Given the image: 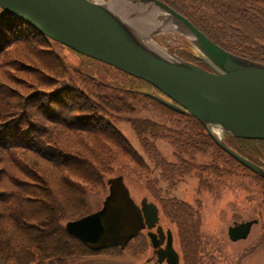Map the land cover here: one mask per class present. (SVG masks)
Instances as JSON below:
<instances>
[{"label": "trees", "instance_id": "16d2710c", "mask_svg": "<svg viewBox=\"0 0 264 264\" xmlns=\"http://www.w3.org/2000/svg\"><path fill=\"white\" fill-rule=\"evenodd\" d=\"M162 1L226 51L264 62V0ZM180 49L182 57L195 59ZM152 88L52 40L0 6V264H71L122 253L115 246L93 251L65 229L67 221L91 212L93 196L108 191V175L137 182L160 215L170 217L181 264L224 263L222 240L200 231L199 200L188 203L170 193L196 175V199L201 191L228 187L247 193L257 211L264 203V177L220 148L192 115L153 97ZM137 110L153 117L125 116ZM119 120L129 122L140 150L115 125ZM158 140L170 146L171 159ZM224 140L264 168V139Z\"/></svg>", "mask_w": 264, "mask_h": 264}, {"label": "water", "instance_id": "95a60500", "mask_svg": "<svg viewBox=\"0 0 264 264\" xmlns=\"http://www.w3.org/2000/svg\"><path fill=\"white\" fill-rule=\"evenodd\" d=\"M112 1L0 0V6L65 47L150 83L153 97L172 110L192 115L220 148L264 177L261 165L238 154L224 140V136L264 139V62L226 51L162 0H132L160 9L164 18L158 28L171 21L173 30L185 35L205 67L175 53H163L147 40L148 33L158 28L140 34L112 8ZM122 178L107 180L108 193L99 209L65 223L66 231L93 251L111 246L122 249L143 227L136 221L158 217L157 204H136ZM256 222L255 218L233 222L227 227L229 239L247 238ZM116 224L121 234L103 239ZM177 259L175 251L174 264Z\"/></svg>", "mask_w": 264, "mask_h": 264}, {"label": "rangeland", "instance_id": "374dc122", "mask_svg": "<svg viewBox=\"0 0 264 264\" xmlns=\"http://www.w3.org/2000/svg\"><path fill=\"white\" fill-rule=\"evenodd\" d=\"M96 1L105 3L111 2L112 0ZM118 2L119 4L112 5V8L115 9L118 14H120L121 18L123 16L122 19H124V21H126L129 25L136 29L140 34L141 32L143 33V31H140L139 29V27H142L141 24L132 23L131 19L134 17H126L124 14H121L119 12L123 11V9L127 7V2H132V0H118ZM147 9L153 10L152 14H155L157 20H160L161 22L163 21L162 19L164 18V15L160 9L153 8L151 6H148ZM148 12L150 13V11ZM145 16L146 15H144V17ZM167 21L168 22H165V25L166 23H168L167 27H160L154 33H148V42L157 50H161L163 53H175L182 59H186L179 53L181 52L182 54H184L182 49H180V47H182L183 45L189 50L188 52H190L191 54L195 53V59L192 60L191 58H189V61L205 67V65L202 64V62L197 58L196 55H199V53H197L195 48L189 42H187L188 45L185 44V42L187 41L185 35L181 34L179 31H174L171 21ZM178 49L179 51H177ZM62 53L70 61H77L71 50L63 49ZM125 116L137 118H139V116H146L149 118L153 117L151 112L144 110H137L131 113L127 112ZM115 125H117L123 136H125L134 147L140 150L137 145L131 125H129V122L125 120H119ZM156 145L159 147L160 151L166 158L171 159L170 146H168L164 141L162 142L160 140L156 141ZM107 177L109 178L111 176L108 175ZM223 181L225 182V184L231 182L228 179H224ZM125 182L129 188V193L134 196L136 200L142 196L143 190L137 182H133L128 179H125ZM237 183L238 180H234L235 186L237 185ZM198 184L199 179L196 177V175L188 177L186 181L177 184L175 189L171 191L170 195L174 196L175 198H181L184 201L193 204L197 203L195 202V200H199L200 207L198 209V219L200 221V231H203L207 235L215 237L216 239L222 240L224 244L222 248L223 254L226 255V260L223 264H236L237 260H240V264H264V203L256 211V209H254L255 201L248 202L247 200H245V195L247 193L245 194L243 190L232 193V190H230V188H222L219 186H215L213 187V189L211 188V192L201 191L198 199H196L197 196L195 195L194 189L198 187ZM106 193L100 192L92 197L90 201V207H92L91 212H94L101 207V203L105 198ZM195 207L198 208V206L196 205ZM258 216L260 217V222L254 224L251 227L247 238L236 240V242H231L227 235V227L229 225H232V223L236 221H246L247 219L254 218L258 219ZM128 222H132V218H129ZM109 229H111L110 232L104 234L103 236V239L105 240L110 239V237L120 235L122 232V228L120 229L118 224L110 226ZM260 240L261 242H259ZM127 247L128 246H126V248ZM254 247L257 248H255L251 252H248L249 249H253ZM137 261L138 259L135 256L133 257V255H131V250H128V252H126L124 248L122 250V253L111 252L110 255L99 253V255L76 259V261L72 262L71 264H135L137 263ZM218 264H221V262H219Z\"/></svg>", "mask_w": 264, "mask_h": 264}, {"label": "flooded vegetation", "instance_id": "af4514ba", "mask_svg": "<svg viewBox=\"0 0 264 264\" xmlns=\"http://www.w3.org/2000/svg\"><path fill=\"white\" fill-rule=\"evenodd\" d=\"M125 179L128 178L123 176V182H125ZM128 180H131V178ZM132 197L138 205H140L141 201H144L146 205H149V203L154 204L148 195L143 194V192L142 196L137 200L134 196ZM149 209L150 206H147L146 211H149ZM157 209L158 217L151 216L148 220L136 221L138 225L142 224L143 227L129 239L127 245H131L128 249L126 245L124 247L125 251L128 252V250H131V255L138 259L135 264H174L175 261L173 258L174 252L176 251L178 254V264H181L180 249L177 247L174 226L170 221V217L167 216V218H164L160 215L159 208Z\"/></svg>", "mask_w": 264, "mask_h": 264}, {"label": "bare ground", "instance_id": "6f19581e", "mask_svg": "<svg viewBox=\"0 0 264 264\" xmlns=\"http://www.w3.org/2000/svg\"><path fill=\"white\" fill-rule=\"evenodd\" d=\"M112 3L113 4H111V6L115 4H119L118 0H113ZM126 5L127 7L124 8L123 11H119V12L121 14H124L126 17L127 16L134 17L131 19L132 23L141 24L142 27H139V29L142 30L144 33H147L150 29L158 28V26L162 25V22L156 19L157 17H155V14H152L153 10L147 9L148 8L147 5H144L143 3L140 2H127ZM148 11H150V13ZM144 15L146 16L144 17Z\"/></svg>", "mask_w": 264, "mask_h": 264}]
</instances>
